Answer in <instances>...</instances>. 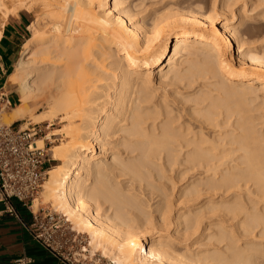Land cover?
Masks as SVG:
<instances>
[{
	"label": "bare ground",
	"instance_id": "bare-ground-1",
	"mask_svg": "<svg viewBox=\"0 0 264 264\" xmlns=\"http://www.w3.org/2000/svg\"><path fill=\"white\" fill-rule=\"evenodd\" d=\"M6 1L14 5L4 8ZM147 1L146 6H159L142 14L145 6L134 9L144 0H0L4 18L38 3L51 7L53 15L45 14L52 20L47 30L39 28L41 23L29 24L31 33L8 77L18 87L19 103L1 118L5 123L50 122L53 117L65 122L66 140L49 149L58 163L46 169L40 201L86 233L91 250H100L110 264H264V241L239 243L225 224L242 214L235 224L240 235L262 239L264 212L249 211L239 199L214 196L251 186V192L264 195V145L245 107L250 99L260 100L259 108L264 105V46L249 44L243 16L230 23L225 1ZM219 15L224 18L220 24ZM48 52L55 53V62ZM165 80L191 89L187 96L195 104L183 111L196 121L199 117L197 128L189 120L173 125L179 116L172 115L169 95H156ZM38 96L46 109L33 115ZM206 100L202 110L197 104ZM220 107L228 119L237 116L228 125L233 129L220 131L229 121H215ZM150 118L159 122L145 126ZM118 132L125 135L120 144L137 153L134 158L124 160L104 148ZM48 136L37 138V145L44 146ZM237 151L241 154L234 156ZM165 158L170 166L179 161L181 174L198 176L180 188L186 202L212 194L200 205L202 199L183 205L171 218L164 191L150 182L151 167H165ZM147 190L164 198L156 217L142 208ZM39 204L33 200L31 207ZM218 213L222 219L210 224L216 230L206 232L210 247H196L200 240L184 243L205 214ZM170 224L174 232L165 237Z\"/></svg>",
	"mask_w": 264,
	"mask_h": 264
},
{
	"label": "rangeland",
	"instance_id": "rangeland-1",
	"mask_svg": "<svg viewBox=\"0 0 264 264\" xmlns=\"http://www.w3.org/2000/svg\"><path fill=\"white\" fill-rule=\"evenodd\" d=\"M200 1H201V3H205V2L210 3V1H211V3H213L212 1H214V0H200ZM224 1H225L224 4L226 5L228 3L227 5H229V7H230L229 8L230 12L228 13L231 17L230 23H235V22L239 21L240 17L243 16V18L247 21H244V19H243V21L245 23L242 22L241 25L245 26L246 39L249 42V44L252 43L251 45L264 46V0H262V1H260V0H215L217 5L220 3H223ZM7 2L8 1L5 2L4 8H9V7H12L14 5L13 3L8 2L9 3L8 4ZM133 2H136V1H133ZM147 2H148L147 0H144V3L141 4V6L140 5L137 6V8H135L134 10L139 11L145 6L146 8L145 7L144 8L146 11L143 8L142 12H141L143 14V13L147 12V10L149 8H155V7L159 6V3L158 4L155 3L156 5L155 4H152V5L149 4L148 6H146L145 4ZM28 4H30V3H28ZM40 4L41 3H38L34 6H32L33 4H31L30 9H26V10L20 9L15 14V15H18V13H24L27 16V23H26L27 28L25 29V33H24L25 39L27 37H29V35L31 33V26H29V24L35 25V24L41 23L39 25V28L41 27V30H47L51 26V24H49V23H51L50 20L53 16L51 13L52 8L51 7L48 8V6H47V9H46V8H44V6L42 4L41 5ZM132 6H134V5H132ZM134 7H136V6H134ZM1 10L2 9H0V23L1 22L4 23V21L7 18H4L3 11H1ZM49 10L51 12H49ZM137 11H134V12H137ZM47 12H49L50 15ZM45 14H47L51 18L48 17V18H50V19H48L45 16ZM244 15H245V17H244ZM8 16H10V15H8ZM223 19L224 18L221 15L216 17V21L219 24L224 22ZM250 19L251 20L255 19L257 22L254 24L249 23V21H251ZM42 25H44V26L42 27ZM25 39L23 41H25ZM21 50H22V48H21ZM54 54H55L54 52H48L46 54V57H49V59L52 58L51 62H55L54 60H56V59H54L55 58ZM20 55L21 54H19V57H20ZM110 60L111 59H108L106 62H108ZM165 81H166V83L164 82L160 85H157L156 95L157 96L158 95L159 96H162V95L168 96L169 95L168 99H169V102L171 105L170 107L173 109L172 115H174L176 117L179 116V118H178L179 120L177 119V121L174 122L173 125L174 126L179 125V124L185 125V123L189 120L188 122L191 124L190 127L191 128H197V125H199L198 122H200V121H198L199 117L198 118L195 117V118H197V121H198L197 122L196 120H194L192 113H191V116H188L183 111V109H186V108L188 109L195 104L193 101H191L192 100L191 98H193L192 95L187 96L188 93L191 92V89L188 90V89L181 88L182 84L177 85V84L173 83V84L168 85L167 80H165ZM96 83H104V82L98 81ZM7 89H9V88H7ZM11 90H12L11 95L13 96L12 104L6 111H9L11 107H13L19 103V101H18L19 94H18L17 85H14V87H12ZM213 93L216 95L217 92H213ZM41 96H38V100H37V98H35L36 102L33 105L34 107L32 106L33 107L32 108L33 109L32 110L33 115H37L38 113H40V115H41V113L44 112L46 109V106L44 104L40 103V101L42 99ZM155 99H156V96H155L154 100ZM216 101L219 102L218 100H216ZM259 101L260 100H258V99L257 100L250 99V101H247V103L245 104V107L247 108V111H246L247 114L254 117V118H252L253 122L251 121L252 126H254V128L257 130L258 136H259L260 140H262L261 144L264 145V105H262L259 108L258 107V105L260 104ZM207 104H209L208 100H206L205 102L203 101V103H200L197 105H199L198 106L199 108L201 107L202 110H204L205 109L204 107ZM256 107H258V108H256ZM171 108H169V109H171ZM218 110L222 114L220 115V113H219L216 116H214V118L217 119V120L215 119V121H221L222 119L227 120L228 117H226L224 108L220 107V108H218ZM229 118L230 119H228V120L230 121V124H229V121L227 120L228 123H224L223 124L224 126L222 125L225 128V130L223 127H221L220 131H226L227 129L228 130L233 129L230 126L228 127V125H231V123L237 118V116L232 115ZM1 120H2V118H1ZM2 122H3V120H2ZM12 122H13L14 126L19 125L21 127H22V124H24V122L26 123L25 124L26 126L28 124L27 119L14 120ZM145 122H146L145 126L151 127V125H153L154 123L159 122V119L150 118V119H146ZM6 124H9V123H6ZM38 124L42 128V133L40 135H38L37 138L49 135L47 137L48 139L47 138L44 139V145H46V149L48 150L47 154H48V157L50 159L49 163L47 164V168H49V167L58 163L57 161L53 160L51 152L49 149L54 145L60 144L61 141L66 140V138L64 137V135L62 133L63 127H65V122L62 121L61 119L57 118V117H55V118L53 117V119L50 122L45 121V122H40ZM217 130H218V128H217ZM234 131L236 132L237 129L236 130L234 129ZM234 131H233V133H235ZM228 132H230V131H228ZM231 132L228 134V136L231 135ZM238 132H239V130L236 133H238ZM56 133H58V134L56 135ZM63 137H64V139H63ZM124 137H125V135L123 133H120V132L116 133L115 139H117V140L115 141L114 138H109L108 141L106 142L104 148H106L108 153H110L111 151H114L116 155H119L123 159L125 158L126 160H130V159H132L133 156L137 155V153H129L128 152L129 150L120 144ZM226 146L234 147L235 145L228 144ZM240 154H241V151H237V152L233 153L234 156H237ZM179 157L180 158L183 157L182 153L179 155ZM105 161H106V159H102V162H105ZM107 161H110V159ZM154 161H155V163H158V164L160 162L159 160H156V159ZM182 167H183V165L179 161H177L176 164L173 166H170L169 164L167 165V160L165 158V167H158V168L151 167L152 170L150 169L151 173L153 175L152 178L150 179V182H152L155 186H158L165 193V208H167V207L169 208V210H168L169 211V214H168L169 218L174 216L177 211H180V208L183 205L191 204L192 202H199L200 199H202L201 202L199 204H197V205H200L209 198L206 196L212 195L211 193H202L199 196L198 200L186 202V199L184 197H181L179 194L180 188L185 186L189 181L194 180L195 177H198V176H194L193 173L181 174L178 170L182 169ZM160 174L165 176L164 177L165 179L160 180L158 178V176ZM46 177H47V174H45L43 181L45 180ZM110 177H111V175H110ZM253 189H254L253 186H251L250 189H246V187H241L239 189H233L232 193H229V194L226 193L224 195L221 191H218L217 193H215L214 196L216 197L215 200H219L221 197H227V198L232 197L233 199L234 198L239 199L248 208L249 211L260 210V211L264 212V195H261L258 192H251V190H253ZM40 190H41V188H40ZM40 190H39L37 196L34 198V200H39V202H40L38 208H40V207L49 208L52 211H56L57 214H59L60 217L62 218L61 220L63 223V227L72 230V232H73L72 234L74 235V241L72 242L71 252H74V257L80 258L81 260L84 258V262L86 264H110V260H108V258H106L100 250L99 251H92L91 250L92 247L88 245L89 238H88L86 233H84V232L79 233L72 226L71 222L67 221L66 218L59 211L52 208L49 203H44V202L40 201V199H41V197H40L41 191ZM145 192H146V195L141 198L144 202L142 208L144 211H147V212H150L151 210H153L151 215L156 217L158 212H156L155 210L161 209V207L163 206V199L164 198L161 195H159L160 192L150 193V191H148V190ZM150 197H151V199L148 201V198H150ZM148 204L149 205L151 204V206L148 207L147 206ZM38 208H36V209L32 208V209L35 211ZM241 216H242V214L239 217L225 221V224L228 227L233 228L236 236L238 237V239H240L239 243H241L242 240H246V239H249L253 242L254 241H260V240L264 241V238H262V239L254 238V237H252V235H245V236L240 235L241 230L238 229L235 226V224H236L238 218H240ZM220 219H222V217H221V214H219V213L218 214H205L202 218V222L199 226V229L193 235L188 236V238L184 241V243H192V242L200 240L199 243H197L195 245L196 247L197 246H200V248L210 247L211 246L209 244L210 243L209 240L211 238L210 235L213 234V232L216 230V227L210 226V224L211 223L215 224ZM174 226H175V224H170L168 226L167 231L165 230V237L171 236V234L174 232ZM257 231L258 230L256 229L255 232H257ZM206 232L208 234H210V233L211 234L207 235ZM172 238L174 239V236ZM175 241H177V240L175 239ZM262 245H264V243H262ZM84 248H85V250H83ZM175 248L179 250V249H181V245L178 244V245H176Z\"/></svg>",
	"mask_w": 264,
	"mask_h": 264
},
{
	"label": "built area",
	"instance_id": "built-area-1",
	"mask_svg": "<svg viewBox=\"0 0 264 264\" xmlns=\"http://www.w3.org/2000/svg\"><path fill=\"white\" fill-rule=\"evenodd\" d=\"M12 104L9 93L0 88V218L3 215L19 218L13 200L28 209L32 221L31 236L49 250L60 254L69 264H86L84 258L71 252L74 235L63 227L62 218L49 208L33 210L31 205L37 196L50 159L46 145L39 147L36 138L42 133L38 123L26 127L2 122L1 116ZM33 258L21 254L14 264H31Z\"/></svg>",
	"mask_w": 264,
	"mask_h": 264
},
{
	"label": "crops",
	"instance_id": "crops-1",
	"mask_svg": "<svg viewBox=\"0 0 264 264\" xmlns=\"http://www.w3.org/2000/svg\"><path fill=\"white\" fill-rule=\"evenodd\" d=\"M26 23L27 16L18 13L8 16L0 26V88L9 93L11 101L13 99L11 88L15 84L10 83L8 77L19 59L25 39ZM13 204L19 218L8 215L0 218V264H14V259L21 254L33 258L31 264H69L63 256L44 247L31 236L30 212L16 200H13Z\"/></svg>",
	"mask_w": 264,
	"mask_h": 264
}]
</instances>
